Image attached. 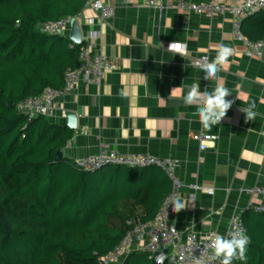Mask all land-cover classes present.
I'll return each instance as SVG.
<instances>
[{
	"label": "crops",
	"instance_id": "obj_1",
	"mask_svg": "<svg viewBox=\"0 0 264 264\" xmlns=\"http://www.w3.org/2000/svg\"><path fill=\"white\" fill-rule=\"evenodd\" d=\"M116 6L112 19L101 22L98 13L87 10L79 20L82 40L90 39L101 48L114 67L101 85L81 82L71 95L55 100L47 115L51 122L66 126V112L78 114L77 129L63 157L75 162L97 154L105 145L121 154L178 159L177 174L184 183L180 197L188 207L176 213L171 223L183 239L191 231L204 234L214 229L225 235L233 215L256 211L264 201L263 196L246 192L264 186V136L259 135L264 131V57L247 54L246 45L233 36L228 15L210 18L185 12L173 0H167L162 9L139 6L138 1ZM173 41L185 44L189 54L168 50ZM219 44L231 47L233 55L218 80H205L201 68L190 61L201 56L213 60ZM192 83H198L201 91L222 85L232 93L226 98L234 100L232 107L210 131L194 114L197 106L183 102ZM179 86L181 95L173 97L171 90ZM253 102L257 115L246 123L241 109ZM200 132L218 138L201 148L193 139ZM136 171L143 174L142 185L153 186L154 197L170 193L172 183L164 170ZM195 182L213 187L214 193L195 191L191 187ZM130 204L142 214V203Z\"/></svg>",
	"mask_w": 264,
	"mask_h": 264
},
{
	"label": "trees",
	"instance_id": "obj_2",
	"mask_svg": "<svg viewBox=\"0 0 264 264\" xmlns=\"http://www.w3.org/2000/svg\"><path fill=\"white\" fill-rule=\"evenodd\" d=\"M86 1L0 0V264H100L129 220L154 219L165 199L142 185L136 169L90 172L60 159L74 131L45 115L27 122L17 110L29 96L61 88L65 73L78 67L81 44L38 25L76 16ZM242 31L251 41L263 39L264 10L249 16ZM130 202L142 203V214ZM242 218L251 242L246 259L232 264H264V212L248 210ZM121 264L153 260L135 251Z\"/></svg>",
	"mask_w": 264,
	"mask_h": 264
},
{
	"label": "built area",
	"instance_id": "obj_3",
	"mask_svg": "<svg viewBox=\"0 0 264 264\" xmlns=\"http://www.w3.org/2000/svg\"><path fill=\"white\" fill-rule=\"evenodd\" d=\"M138 1L139 6L148 5L162 9L167 0H87L81 11L76 16H66L59 20H49L38 25L42 33L50 35L66 36L75 19L78 21L83 17L85 11L93 10L99 15L101 22L112 19L116 12V3L126 6ZM178 9L185 12L203 14L207 17L217 15H228L232 18V33L235 39L242 41L247 47V54L250 56L264 57V38L251 41L242 31L243 22L251 15L264 10V0H202L194 2L192 0H173ZM168 4V3H167ZM170 43H168L169 45ZM181 50H170L182 55H188L185 44ZM167 45V49H168ZM169 50V49H168ZM208 56L193 57L191 65L200 68L199 64ZM79 65L75 69H69L64 76V84L61 88H45L40 94L25 98L18 103L17 110L31 122L38 115L47 116L54 107L58 97H68L72 94L74 87L83 82L86 85H101L106 75L113 69L111 59L104 55L96 44L90 39L82 41L79 50ZM216 135H209L200 132L193 136L198 141L201 148L207 142L215 143ZM76 165L86 171L94 172L108 166H118L131 169H146L157 167L164 170L169 176L172 188L165 197L162 206L154 219L143 222L137 217L129 220V227L121 242L108 254L99 256L100 264H121L135 251H142L149 254L150 259H154L157 252H163L167 256L166 264H219L213 259L212 250L209 247L210 240L215 234H220L217 230H210L204 234L195 231L189 232L183 239L179 229L171 223V219L176 215L172 211L171 200L181 194L183 181L177 174L180 161L175 158L161 159L151 154H121L105 145L100 146L97 154L88 155L77 159ZM191 187L197 191L214 193L213 187L202 186L195 182ZM250 195H261L264 198V186H254L247 188ZM194 194L191 198H194ZM257 212H264V201L255 209ZM240 226L247 234V229L241 215H233L230 219L229 228ZM221 235V234H220ZM239 261V260H235Z\"/></svg>",
	"mask_w": 264,
	"mask_h": 264
},
{
	"label": "clouds",
	"instance_id": "obj_4",
	"mask_svg": "<svg viewBox=\"0 0 264 264\" xmlns=\"http://www.w3.org/2000/svg\"><path fill=\"white\" fill-rule=\"evenodd\" d=\"M183 47L177 41H173L168 45L169 50H181ZM232 55L233 49L231 47L219 44L215 58L209 61L205 57L199 64L201 70L204 72V79L218 80V73L223 66L228 64L229 58ZM181 91V86L174 87L170 94L173 97L180 96ZM231 94V91L222 85L215 87L209 92L207 90L201 91L198 83H192L190 86H187L186 94L182 96V99L187 105L197 106V111L194 114L198 116L201 126L210 131L214 126L221 123L232 107L234 100L226 99ZM241 110L245 114L246 123L255 120L257 113L254 102ZM259 135L264 136V131H261ZM169 205H172L174 213H179L188 207V203L179 195L175 196ZM250 242V237L237 225L230 227L225 235L215 234L210 240L209 247L212 250L213 259L218 261L219 264H232L234 260L244 261L246 259L247 247Z\"/></svg>",
	"mask_w": 264,
	"mask_h": 264
},
{
	"label": "water",
	"instance_id": "obj_5",
	"mask_svg": "<svg viewBox=\"0 0 264 264\" xmlns=\"http://www.w3.org/2000/svg\"><path fill=\"white\" fill-rule=\"evenodd\" d=\"M71 27L72 28L70 33V39L75 44H81L83 40H82V32L79 21L75 19ZM10 104L13 105V102H10ZM66 119H67L66 126L72 130H76L78 126V114L74 111H68L66 112ZM57 155L60 159L63 158V150H59ZM166 260H167V256L165 253L157 252L154 256L153 264H166Z\"/></svg>",
	"mask_w": 264,
	"mask_h": 264
}]
</instances>
